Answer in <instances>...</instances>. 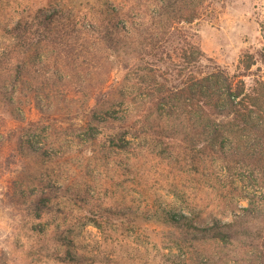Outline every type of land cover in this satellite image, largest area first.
Masks as SVG:
<instances>
[{"label":"rangeland","instance_id":"1","mask_svg":"<svg viewBox=\"0 0 264 264\" xmlns=\"http://www.w3.org/2000/svg\"><path fill=\"white\" fill-rule=\"evenodd\" d=\"M206 67L264 82V0H0V264H264Z\"/></svg>","mask_w":264,"mask_h":264},{"label":"trees","instance_id":"2","mask_svg":"<svg viewBox=\"0 0 264 264\" xmlns=\"http://www.w3.org/2000/svg\"><path fill=\"white\" fill-rule=\"evenodd\" d=\"M198 59V57L195 58L196 62L199 61ZM200 83L198 88L200 87L201 89L197 90V94L191 93L188 98L193 101L192 99L199 96L204 100L202 104H198L201 105L200 107L196 105L195 118L200 121H203L204 118L208 119L205 125L209 128L207 129V134L211 136L207 141L213 145L219 142V139L224 134L227 139L232 140V143L235 142L233 135L236 134L252 138L253 142H258L259 148L253 147L254 150L250 151L251 149L245 147V151L241 155L244 160L242 164L246 167L255 164L263 167L264 82H259V85L256 84L249 90L244 81L236 82L234 76L230 77L226 72L216 67H211L210 69L207 68V76L200 79ZM216 118L226 120L227 131L219 129L220 124H217ZM237 150L239 149L237 148ZM236 155L238 154L234 153V156ZM3 160L5 159L2 156L0 147V178L2 177L3 167L8 166V164L2 162Z\"/></svg>","mask_w":264,"mask_h":264}]
</instances>
